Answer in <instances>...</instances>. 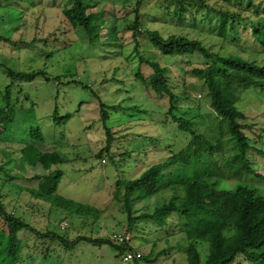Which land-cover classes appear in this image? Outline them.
<instances>
[{"label":"rangeland","instance_id":"obj_1","mask_svg":"<svg viewBox=\"0 0 264 264\" xmlns=\"http://www.w3.org/2000/svg\"><path fill=\"white\" fill-rule=\"evenodd\" d=\"M82 1L88 5L87 12L94 15V22H105L94 42L87 40L83 28H74L64 14L74 0H0V36L7 38L0 40V110L7 105L6 87L12 83L4 66L15 71L43 69L48 76L15 82L11 89L13 120L0 121L2 201L8 213L18 215L35 229L20 232L23 250L15 264H188V240L176 232V216L162 225L147 219L133 223L132 243L154 263L123 262L119 249L110 243L80 240L66 246L41 233L51 231L68 240L78 236L106 239L113 232L130 229L125 204L115 197L116 181L133 180L183 150L191 157L196 151L200 160L176 175H191L197 168L201 173L222 176L220 166H224V178H217V187L228 189L243 182L264 193L262 178L253 173L238 176L226 168L225 159L235 153L228 121L216 115L205 80L194 72L206 66L204 56L199 52L182 56L160 53L145 33L150 29L164 36L175 33L197 38L222 56L233 54L263 65L264 47L252 34V22L263 14L264 0H232L231 4L204 0L215 10L235 13L229 23L237 32L230 30L227 38L217 33L220 16L196 2H187L184 17L178 18L177 1L144 0L139 32L135 33L128 26L134 21L138 0ZM151 61L167 68L169 85L177 95L176 115L193 120L197 131L211 142L217 144L223 139L222 151L212 156L205 143L193 150L192 136L169 114L168 96L155 93L137 75L146 77L153 72ZM214 80L221 97L240 113L238 121L246 125L244 145L251 167L264 175V89L245 87L233 78L220 76L217 70ZM154 97L158 99L154 101ZM101 102L107 105L106 123L101 119ZM0 115L6 116V112L0 111ZM105 126L112 131L110 142ZM32 143L43 152L59 154L61 162L53 167L63 171L57 193L65 201L83 206L82 211L32 195L30 189L38 186L34 175L46 173L40 163L30 166L24 156L23 149ZM183 194L181 185L161 188L154 195L135 200L133 215L152 213L158 204ZM64 221L69 223L66 229L61 228ZM5 231L0 220L1 245L6 242ZM199 250L204 263L208 243H199ZM15 260L0 246V264ZM237 264L251 263H244L241 257Z\"/></svg>","mask_w":264,"mask_h":264},{"label":"trees","instance_id":"obj_2","mask_svg":"<svg viewBox=\"0 0 264 264\" xmlns=\"http://www.w3.org/2000/svg\"><path fill=\"white\" fill-rule=\"evenodd\" d=\"M175 1L179 4V7L175 11L178 18L184 17L187 11L185 5L187 2H196L209 11L216 12L220 16L221 20L217 30L220 37L227 38L230 30L234 33L237 32L236 28L230 27L229 23V20L230 22L233 20L235 13L215 10L208 6L204 0ZM221 1L227 4H231L232 2V0ZM143 2L144 0H138L134 21L128 26V29L135 33L139 32L138 28L141 23L140 8ZM87 10L88 5L82 0H74L71 7L64 9V14L74 28H83L87 33V40L94 42L100 36L105 22H94L92 20L94 15L88 13ZM145 33L151 37L152 45L160 53L182 56L199 52L204 56L207 61L206 66L203 68H195L194 72L196 76L205 80L209 89L210 104L216 115L222 121H228L227 132L231 136L230 139L233 142L235 153L229 159H225L227 161L226 168H229L233 173L238 174V176H243L245 173H253L264 180V175H261L251 167L248 160V148L244 145L245 138L243 135V130L246 125L238 121L240 113L236 112V109L221 97L214 80V71L217 70L220 76L233 78L241 84H244L245 87L250 86L264 89V64L260 65L257 62L233 54L222 56L216 51H211L197 38L181 36L175 33L164 36L159 31L150 29ZM252 34L264 47V10L263 14L258 18V21L252 22ZM5 39L7 40V38L0 36V40ZM144 61L146 62V60ZM150 63L153 72L146 75V77L141 76L139 73L137 75L147 81L151 90L155 93L161 95L166 94L168 96L169 114L181 130L192 136L190 146L193 150H197L202 143H205L212 156L222 151L223 139H218L217 144L211 142L206 135L197 131L193 120L176 115L177 95L173 91L172 86L169 85L166 75L167 68L159 62L151 61ZM4 69L12 83L6 87L7 105L0 110L1 112H6V116L0 115V121L5 119L9 122V120H13L12 118L15 114L11 103V89L13 84L19 81H33L39 76H45L46 78L48 76L47 71L43 69L15 71L8 66H4ZM100 106L101 119L106 123L108 118V112L106 111L107 105L101 102ZM5 108L8 109L6 110ZM57 111L56 108L55 113ZM105 128L107 141L110 142L112 131L107 126ZM39 139H41L40 141L43 140L42 135H39ZM32 145H28L23 149V152H25L24 156H27V161L30 166H36L40 163L46 171V173L34 175L38 180V186L30 189L32 195L37 199L47 202L54 201L59 207L61 205L63 206L64 203L66 205H74L72 201H65L57 193L59 183L63 177V171L53 167L61 162L59 154L56 152H43L33 143ZM261 153L264 154V151H261ZM198 160L200 158L196 151H194L191 157L187 150H183L172 154L164 162L152 165L133 180L118 179L116 181L115 197L125 204L130 228H127V230H131L134 226L133 223L138 220L147 219L162 225L163 223L166 224L171 216H176L178 222L176 232L184 234L188 240L185 249L188 264H237L238 258L241 257L244 263L248 261L251 264H264V193L260 192L257 187L249 186L243 182L228 189L217 187V178H224V166H220L222 176L208 172L201 173L197 168L194 174L191 175L185 174L179 176L175 174L181 168H185V166L191 163L194 164ZM175 185H181L183 187V196H172L161 205L158 204L152 213L144 212L138 216L133 215L132 204L135 200L154 195L161 188ZM118 194L122 196L120 197ZM74 206L75 211H82L83 206ZM84 208L86 210L90 209L89 207ZM0 220L3 221L6 227V242L4 245L0 244V246H2L7 255L16 259L13 262L15 264L19 261L21 251L23 250L20 232L25 229L30 231L35 229L18 215L7 212L1 194ZM41 234L43 236H50L53 240H58L66 246L74 245L80 240H86L93 244L110 243L119 249L120 255L128 247L127 244H117L111 241L110 238L78 236L73 240H68L51 231ZM201 242L208 243V254L204 263H202L199 250V243ZM138 248L140 247L138 246ZM141 260L154 263L153 259H150L149 256H145L144 254Z\"/></svg>","mask_w":264,"mask_h":264},{"label":"built area","instance_id":"obj_3","mask_svg":"<svg viewBox=\"0 0 264 264\" xmlns=\"http://www.w3.org/2000/svg\"><path fill=\"white\" fill-rule=\"evenodd\" d=\"M102 162L104 163L106 162V160L102 159ZM67 226H68V222H64L61 224L62 229H65ZM109 238L111 241L117 244H127L128 245L127 249L121 255L123 262H130L133 260L142 259L143 252L141 251L140 248H138L136 245L132 243L134 239L132 230L126 229V230L119 231V232H113L109 236Z\"/></svg>","mask_w":264,"mask_h":264},{"label":"crops","instance_id":"obj_4","mask_svg":"<svg viewBox=\"0 0 264 264\" xmlns=\"http://www.w3.org/2000/svg\"><path fill=\"white\" fill-rule=\"evenodd\" d=\"M153 95V94H152ZM152 95H151V98H152ZM154 96V95H153ZM156 99H158V97H154V101H156ZM153 103H155V102H153Z\"/></svg>","mask_w":264,"mask_h":264}]
</instances>
